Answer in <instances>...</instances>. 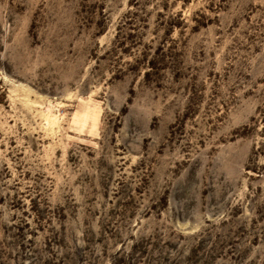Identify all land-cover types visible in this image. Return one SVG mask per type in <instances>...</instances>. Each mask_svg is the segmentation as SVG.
Masks as SVG:
<instances>
[{"label":"rangeland","instance_id":"374dc122","mask_svg":"<svg viewBox=\"0 0 264 264\" xmlns=\"http://www.w3.org/2000/svg\"><path fill=\"white\" fill-rule=\"evenodd\" d=\"M0 264H264V0H0Z\"/></svg>","mask_w":264,"mask_h":264}]
</instances>
